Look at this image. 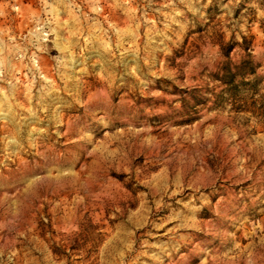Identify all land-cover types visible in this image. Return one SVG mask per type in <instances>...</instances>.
Segmentation results:
<instances>
[{
	"label": "rangeland",
	"instance_id": "rangeland-1",
	"mask_svg": "<svg viewBox=\"0 0 264 264\" xmlns=\"http://www.w3.org/2000/svg\"><path fill=\"white\" fill-rule=\"evenodd\" d=\"M0 66V264H264V0H0Z\"/></svg>",
	"mask_w": 264,
	"mask_h": 264
},
{
	"label": "built area",
	"instance_id": "built-area-1",
	"mask_svg": "<svg viewBox=\"0 0 264 264\" xmlns=\"http://www.w3.org/2000/svg\"><path fill=\"white\" fill-rule=\"evenodd\" d=\"M18 57L21 58L22 56L19 54ZM29 63H30V68L32 71L40 73V70H41L40 69V63H39V60L37 59V57H35V56L31 57L29 60ZM4 75L5 74H4L3 68L0 66V77H4Z\"/></svg>",
	"mask_w": 264,
	"mask_h": 264
}]
</instances>
